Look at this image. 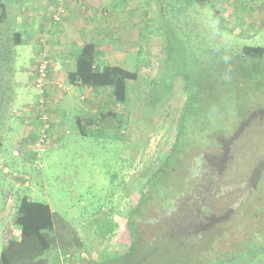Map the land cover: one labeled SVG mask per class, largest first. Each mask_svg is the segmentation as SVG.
<instances>
[{
	"label": "rangeland",
	"instance_id": "obj_1",
	"mask_svg": "<svg viewBox=\"0 0 264 264\" xmlns=\"http://www.w3.org/2000/svg\"><path fill=\"white\" fill-rule=\"evenodd\" d=\"M73 1L78 3L76 7V12H79L78 18L72 13V2L69 0H54L51 4V10L47 16H51V19L55 16L57 20L53 21L61 19L63 23L53 24L54 28L65 31V27H69L66 25H69L70 20L67 14L70 15L75 21L73 25L75 23L77 25L70 26L69 31L75 34L77 30L79 31V27L86 30L79 42L82 45L89 41L95 43L94 55L99 67L111 62L125 69L136 71L138 78L128 81V94L131 97L125 110L123 109L125 104L115 102L108 89H97V100H89L91 105L98 109L95 119L99 120L98 122L95 120L94 124L90 123L89 127L101 125L99 117L105 114L106 119L103 120V124H106L109 129H106L105 136L94 138L79 136L76 135V128L72 126L67 132H63L65 135H58L53 139L55 144L53 147L50 142L53 129L51 124L47 132L49 136H46V151L33 153L30 151V144L34 141L32 131L34 129L39 131L41 126L37 127V120L34 125L28 118L23 117L24 114L22 115V108H25L27 104L24 102L23 92H30V89L25 87L22 91L21 84L24 82H20V75L15 73L23 68L25 56L22 52L17 59L15 56L16 23L0 25V253L6 241L19 240L20 230L14 225L13 217L17 203L22 196L49 203L55 221V229L48 237L51 244H55L52 248L41 251L38 255H31L26 263L12 261L10 264H51L52 261L56 264H93L105 259L112 260L118 256L115 264H125L123 256L130 246V240H133L131 233L133 234L137 221L133 218L134 212L131 208L139 202L141 188L146 179L165 158L188 96L185 80L181 76H175L169 81L172 97L162 106L152 107L153 102L159 103V100H156L159 87L154 84L153 79L162 68L164 56L160 54L161 49L155 38L149 41L140 35L145 24L154 27L159 19L173 24L175 12L181 14V27L177 29L176 36L181 39L182 44L186 43L187 37L189 38L188 43L193 49L189 48L191 52L188 51L187 55L195 53L202 58L210 57L212 50L216 47L215 26L218 24L221 25L219 37L222 40L220 41L228 45L226 47L244 44L264 46V0H259L255 8H251L249 1L241 7L233 4L232 7L237 8L241 17L237 14V18L232 22L231 19H224L225 22H220V19L215 17L214 7H217L221 11L219 15L225 18L224 14L228 12L225 0H196V3H191L186 8H183L187 4L183 5L182 0H167L172 1L169 5L165 4L166 0ZM19 2L5 0L3 5L6 14L8 11L14 18L15 7L17 14H26L25 10L18 6ZM228 5L231 6L230 3ZM247 11L251 13L253 11L255 16L246 18L245 15L250 14ZM40 43L42 50L35 60V65L43 55L49 58L45 53H50L49 48L53 46L44 38L40 40ZM65 44H67L66 41L63 45ZM140 46L144 51L138 55L137 51ZM43 49L46 52H42ZM63 49L60 48L55 54L64 52L66 63L71 58L75 59L76 51ZM35 65L32 71L33 81ZM162 81L167 84V73L164 74ZM257 81L259 82L258 87L241 89V94L235 95L239 98L237 101L242 103L240 105L242 110L230 116V113L234 112L231 111L233 104L230 100L225 102L226 99L219 107L224 119L219 122L221 134H213L215 138L218 137L215 141L208 142L209 136L202 134V138L193 140L192 145H186L183 152L186 157L201 152L203 158L208 154L212 156L211 153H219L218 160H221V165L225 166L224 162H227L230 181L234 179L233 181L246 182L251 179L249 177H255L252 179L253 185L251 186L257 185V191H252L253 187L249 189L250 185L245 182L242 188L239 187V189H244L242 198L247 195L248 210L247 208L243 210L240 204H230L234 199L233 196L224 195L225 205L228 207L226 211L229 212L227 217L231 218L235 216L234 213L241 212L239 219L235 218L231 222L233 227L242 228L241 234L251 228L264 227V209L261 208L264 206V200L259 198V194L262 193L261 188L264 187V174L258 176V171L264 168V102L260 101L264 99V88L260 87V83H264V78H258ZM48 84L49 78L45 86L46 90ZM26 85H29L28 82ZM62 86L58 88L62 89ZM34 88L38 97L33 108L38 113L41 102L40 94L36 85ZM151 92L153 99L148 97L147 100L150 102L146 104L145 98ZM229 95L228 93L227 97ZM46 98H48L47 92ZM245 101L254 106L253 108L258 107L249 117L246 114L252 107L248 106ZM44 105L48 121H53L50 100ZM223 109L225 111H222ZM111 113L124 114L127 119L124 131L123 126L118 129L116 124L111 123L110 125ZM207 118L202 119L201 125L195 126L202 133L205 128L209 130L211 127L215 128L216 119ZM244 125L246 129L243 137L238 141L243 143L242 146L245 145L246 150L238 151V153L233 150L237 146L232 149L229 144L235 131L243 129ZM119 130H122L123 135L119 134ZM219 140L223 145L230 147L227 156L226 146L223 147V152L218 149ZM182 142L183 140L179 142V146ZM207 143H211L213 147H208ZM182 160L186 162L184 157L181 158V162ZM205 160L204 158L203 164L206 163ZM255 166L259 168L255 169ZM185 173L184 165L181 166V163L175 165L171 174L173 175L172 183L177 184L180 176ZM163 192H167V189ZM162 196L158 189L152 190V196L147 203H151L152 206L154 203L159 204ZM229 205L233 207V210ZM134 215L136 217L138 214ZM127 218L131 219L130 224L133 230L131 232L126 226ZM141 226L145 233L144 238L147 239L149 235L154 234L153 225L145 223ZM221 227L227 226L222 225ZM223 236L219 234L214 242L216 250L224 246L220 251L222 253L230 249L237 241L236 237L225 239ZM243 240L246 239L243 238ZM138 242L139 244L136 242L135 245L133 241L127 255L129 259L134 260L132 264H136L135 256L143 249V245L140 241ZM256 245L258 244H246L241 253L242 257L239 256L232 262H227L224 257L220 258V255L208 254L206 263L264 264V255L259 250V246L255 247ZM163 252L160 251L154 255L156 263L165 262L167 255L171 253ZM197 255L200 258L205 257L203 254L198 253ZM248 258L253 260L250 262ZM182 262L186 264L183 258Z\"/></svg>",
	"mask_w": 264,
	"mask_h": 264
},
{
	"label": "trees",
	"instance_id": "obj_2",
	"mask_svg": "<svg viewBox=\"0 0 264 264\" xmlns=\"http://www.w3.org/2000/svg\"><path fill=\"white\" fill-rule=\"evenodd\" d=\"M15 1L18 2L17 0ZM172 1L166 0L165 4L169 5ZM182 2L183 5L187 4L183 7L186 8L191 3H196V0H182ZM2 9L3 18H5L6 11L4 6H2ZM219 12V8L214 7L215 17L219 18L220 22H225L223 21L224 18L219 15ZM180 16L181 14H176L175 12L173 24L163 19H159L154 27L145 24L140 34L149 41L155 38L161 49L160 54L164 56L162 68L153 79L154 84L159 87V95L156 98V100H159V103L153 102L152 104L154 105L152 107L162 106L172 97V88L170 89L169 81L174 79L175 76H181L185 80L188 96L165 158L160 166L146 179L141 188L139 202L131 208L134 212L133 218L137 220L134 231L131 228V219L127 218L128 224L126 226L130 232L131 230L133 231V234L131 233V239L133 235V240H130L128 252L126 250V254L123 256L125 264H132L134 261L127 256L133 245V241L135 245L136 242L139 244L138 241L143 245V249L135 256L136 264H142L143 261H145L144 264H185L182 262V258L186 261V264H207L208 254L220 255V258L224 257L227 262H232L238 259L239 256L242 257L241 253L246 244L250 243L258 244L255 247L259 246V250L264 255V227H257L258 229L251 228L244 234H241L242 228L240 226L233 227L231 224L235 218L239 219L238 216L241 215V212L234 213L235 216L233 215V217L228 218L229 212L226 211L228 207L225 205L224 195L226 194L234 198L230 204L237 203L240 204L243 210L246 208L248 210L249 206H246L247 195L242 198L244 189H239V187L242 188V185L247 183L250 185L248 186L249 189L253 187L252 191H257V185L251 186L253 185L252 179H255V177H249L251 179L246 182L244 181L245 183L241 180L233 181L234 179L230 181L231 177L227 173V162H224L225 166L221 165V160H218L219 153H211L212 156L206 155L204 157L206 163L204 164L201 152L193 153L189 157L183 154L185 146H190L193 144V140L202 138V134L209 136L208 142L215 141L218 138H215L213 134H221L219 122L224 119V116L219 107L222 106L225 99V102L230 100L233 104L231 105V111L234 112L228 109L231 112L230 116L242 110V106H240L242 103L237 101L239 98L235 95L241 94V89L248 87L254 89L258 87L259 82L257 79L264 78V46L244 44L236 47H226L228 45L220 41L222 40L219 37L221 25L218 24V26H215L217 33L216 40L214 39L216 47L212 50L210 57L202 58L195 53L187 55L188 51H190L189 48L193 49L188 43L189 38L187 37L186 43L182 44L181 39L176 36L177 29L181 27L182 19L180 20ZM52 18V22L53 20H57L55 16ZM7 23L10 22L6 21L2 26H6ZM94 44L93 41H89L77 49L75 56L76 66L69 77L73 81L81 80L83 84L88 86L108 89L115 102L125 104V108H123L125 110L126 104L131 97L128 94V81L136 80L138 73L117 65L104 64L101 67L96 66L94 64L96 49ZM222 47L225 49H221ZM143 51V48L140 46L137 51L138 55L142 54ZM165 73H167L168 77L167 84L162 81ZM260 87L264 88V83H260ZM228 93L230 95L227 97ZM43 94L45 97L46 92ZM209 95L211 96L209 97ZM148 97L153 99L152 92L145 98L146 104L150 102L147 100ZM260 101L264 102V99ZM262 102L261 105L263 104ZM245 103L252 107L250 112L248 111L246 114L249 117L258 107L253 108L254 106L251 104L246 101ZM222 111H225V109ZM111 115L110 125L114 123L118 129L125 126L127 119H125L124 114L116 115L115 113H111ZM207 117L209 119H216L214 121L215 128L211 127L210 130L209 128H205L202 133L195 126L197 124L201 125L202 119ZM39 118V113H37V127H40L42 124ZM99 118L101 119V125L89 128L86 123L88 118L83 116L79 124V126L81 125V129L76 130V135L80 134L90 138L105 136L107 134L106 129L108 128L106 124H103V120L106 119V116L103 114ZM95 120L89 118V125L90 123L94 124ZM98 121L96 120V122ZM51 124L52 121H49V125ZM246 125L243 126V129H237L230 141L229 145L232 149L237 146L233 149L235 152H244L246 150L245 145L242 146L243 143L238 141L243 137ZM123 127L122 129H124ZM119 134L123 135L122 130H119ZM32 136L35 141L39 136V131L33 130ZM182 140L183 142L179 146V142ZM207 146L213 147L211 143H207ZM224 146L226 145H223L221 140H219L218 149L221 152H223ZM230 147H227L226 156L230 152ZM183 157L186 162L183 160L181 162V158L183 159ZM180 163L181 166H185L186 173L181 175L178 183L174 185L172 183L173 175L171 174L174 166L180 165ZM187 163L188 165L186 166ZM258 168L255 166V169ZM263 174L264 168L260 172L258 171V176ZM228 187L229 189L227 190ZM157 189L159 190V194L163 195L162 201L159 204L154 203V206H152L147 201L152 196V190ZM165 189H167V192H163ZM261 192L259 198H263L262 200H264V187L261 188ZM261 208L264 209V206ZM231 209L233 210L232 206ZM143 213L144 215H142ZM134 214L138 215L135 217ZM13 222L20 230L19 240L11 239L6 241L0 253V264H10L12 261L26 263L31 255H38L41 251H45L55 245L51 244L48 239L55 229L54 213L49 203L22 196L17 203ZM145 223L153 225V229L155 230V232L153 231L154 234L149 235L150 237H147V239L144 238L145 233L141 226V224L144 225ZM222 225H226L227 227L222 228ZM219 234H223V238L225 239L236 237L237 240L224 253L220 252L224 246L222 249L216 250V244H214L215 238ZM243 238L246 240H243ZM57 246L59 245L57 244ZM160 251H169L171 253L167 255L165 262L156 263L154 255ZM198 253L203 254L205 257H198ZM118 258L119 256L112 260L105 259L93 264H115ZM214 259L218 258L214 257ZM248 260L251 262L253 259L248 258ZM51 264L56 263L52 261Z\"/></svg>",
	"mask_w": 264,
	"mask_h": 264
},
{
	"label": "crops",
	"instance_id": "obj_3",
	"mask_svg": "<svg viewBox=\"0 0 264 264\" xmlns=\"http://www.w3.org/2000/svg\"><path fill=\"white\" fill-rule=\"evenodd\" d=\"M12 1V0H11ZM20 1L18 6H21L23 10H25L26 14L19 15L16 13V7L13 12L14 18L11 16L10 12L7 11L5 18H3V9L2 6L5 0H0V25L4 22H12L13 24L16 23L15 29V56H17L22 52L25 56L24 59V66L23 68L18 69L15 73L20 75L19 81L24 82L21 84L22 91L25 87L30 89V92L24 91L25 94L23 96L24 102H27L26 107L22 108V115L29 119V121L36 124V116L37 111L33 108L37 100V92L34 88V81H33V65H35V60L38 57L39 53L42 50L40 47L42 44L40 40L42 38L46 39L47 42L53 44L52 48L50 49V53H45L49 56L50 61V70L48 73L49 84L47 85V101L50 100L51 110H52V133H51V146L55 145L53 143V139H55L58 135L62 136L65 135L63 132L68 131V128L74 126L76 130L81 129L80 119L83 116L88 118L87 120V127H89V118L95 119L98 114V109H95L89 100H97L98 97V90L103 89L100 87H92L83 84L81 80L73 81L70 79L69 75L72 73L76 66V60L71 58L67 63L64 52L62 54H55L60 48H66L69 50L77 51V49L82 46L80 43L81 38L86 33V30H82L79 27V31L77 30L75 34L69 31L70 26L73 25L75 22L70 15L67 14L69 20V27H65V31L58 30L54 28L53 24H63L61 19L58 21L51 20V16H47L51 10V4L54 0H17ZM227 5V10L224 14L225 20H230L231 22L234 21L237 17L236 15L241 14L237 12V8H233V4L238 5L239 7L245 5L248 1L250 2L251 8H255L257 2L259 0H225ZM58 3L57 1H55ZM72 2V10L73 15L77 17L79 12L77 11L78 3L77 1L69 0ZM225 3V2H224ZM231 4L229 7L228 4ZM25 4V7H23ZM76 4V5H75ZM71 7V4H70ZM61 10V9H59ZM221 13V11H220ZM249 15H245L249 17H254L255 15L250 11ZM55 15V14H54ZM222 15V14H221ZM80 17V16H79ZM78 18V17H77ZM16 19V20H15ZM64 20V19H63ZM77 25L76 23L73 25ZM60 28V27H59ZM81 30V31H80ZM58 41L57 43L55 41ZM67 44L63 45L64 42ZM80 41V42H79ZM88 42V40H86ZM19 48V49H18ZM96 48V46H95ZM65 49V50H66ZM64 50V49H63ZM42 52H46L43 51ZM54 53V54H53ZM57 57V58H56ZM52 62V63H51ZM94 64L99 66V63L96 62L94 59ZM106 64L114 65L111 62H107ZM36 66V65H35ZM32 68V69H31ZM19 78V77H18ZM18 80V79H17ZM28 82L29 85H26ZM63 85V86H62ZM58 86H62L58 88ZM35 90V91H34ZM90 97V98H88ZM92 108V109H91ZM82 124V123H81ZM90 128V127H89ZM93 128V127H92ZM124 128V127H123ZM35 130V129H34ZM124 131V129H123ZM80 136V134H79ZM54 147V146H53ZM50 150V149H49ZM53 211V210H52ZM109 217H107L108 219ZM19 231V230H18Z\"/></svg>",
	"mask_w": 264,
	"mask_h": 264
},
{
	"label": "built area",
	"instance_id": "obj_4",
	"mask_svg": "<svg viewBox=\"0 0 264 264\" xmlns=\"http://www.w3.org/2000/svg\"><path fill=\"white\" fill-rule=\"evenodd\" d=\"M50 70V64L49 60L45 55L40 57L38 59V62L34 69V85H36V88L39 91L40 94V103H39V116L40 120L42 121L40 130H39V136L38 138L30 144V151L33 153H43L47 149V143H46V136L48 128L50 127L49 121H48V115L45 112V105L47 99L44 97V92H46V83L48 82V73ZM44 103V104H43ZM20 151V149H19ZM21 152V151H20Z\"/></svg>",
	"mask_w": 264,
	"mask_h": 264
}]
</instances>
